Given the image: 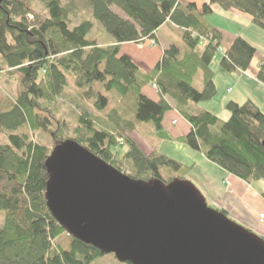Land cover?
Segmentation results:
<instances>
[{
	"label": "trees",
	"instance_id": "1",
	"mask_svg": "<svg viewBox=\"0 0 264 264\" xmlns=\"http://www.w3.org/2000/svg\"><path fill=\"white\" fill-rule=\"evenodd\" d=\"M86 1L92 17L110 36L105 41L88 36L93 27L89 19L72 23L73 13L61 0H3L0 4V71H17L21 87L11 108H0V134L7 132V141L0 143V211L4 214L0 264H90L104 254L69 235L46 204L45 160L64 140H75L136 180L185 179L189 166L155 149L145 151L124 132L127 126L136 128L138 121L152 125L148 139L165 137L163 119L172 108L169 99L189 124L177 140L247 183L264 181V112L258 104L251 99L229 100L224 104L225 119L205 109L192 112L189 107L216 94L211 63L218 50L222 52L220 69L249 77L247 71L255 62L254 78L264 84V56L256 47L240 35L227 45L222 31L206 19L218 8L223 14L237 13L264 34V0ZM165 27L177 30L186 48L171 43L148 69L120 52L126 42L156 44V31ZM69 82L81 91L83 100L91 99L94 110L108 114L103 119L101 113L96 116L82 108L75 135L65 134L60 119L54 122L49 106ZM146 84L158 92L157 99L142 92ZM103 90L135 94L130 121L117 109L106 111L109 100ZM28 130L50 133L52 145L35 141ZM124 143L127 149L121 151ZM163 167L173 171L167 180L162 177Z\"/></svg>",
	"mask_w": 264,
	"mask_h": 264
},
{
	"label": "water",
	"instance_id": "2",
	"mask_svg": "<svg viewBox=\"0 0 264 264\" xmlns=\"http://www.w3.org/2000/svg\"><path fill=\"white\" fill-rule=\"evenodd\" d=\"M44 165L52 216L119 261L264 264V239L208 206L189 180L133 179L73 139L55 145Z\"/></svg>",
	"mask_w": 264,
	"mask_h": 264
},
{
	"label": "rangeland",
	"instance_id": "3",
	"mask_svg": "<svg viewBox=\"0 0 264 264\" xmlns=\"http://www.w3.org/2000/svg\"><path fill=\"white\" fill-rule=\"evenodd\" d=\"M62 4L68 5L69 8L71 9L72 13L69 17L72 23H77L80 20L84 19H89L90 21L93 22V27L91 31L89 32L88 36L90 38L96 39L97 41H105L108 39L110 36L106 33L104 26L102 23H100L98 20H95L92 17V13L90 11L89 4L86 0H61ZM35 9L39 11L40 7L38 4L35 3ZM116 12H118L120 15L125 17L124 13L116 6L112 7ZM31 15H28L30 20H33V17ZM211 16V15H210ZM217 22H222L220 18H217L215 15H212L211 17ZM224 24V23H223ZM228 25V24H224ZM254 26V25H253ZM167 27L164 29H160L159 34L162 36H165V40H170L172 43L180 47L182 50L186 48L184 43L181 40L180 33L173 29L167 30ZM243 35L246 37L245 39L248 42H251V44L256 47V49L261 53V55L264 56V34L262 31L257 29L255 26H245L243 28ZM143 43V42H141ZM139 44V43H137ZM138 46V48L142 47ZM133 47L131 45H127L125 47L121 46L122 51L127 52L129 55L133 56V53H130V48ZM147 47L144 45V48ZM124 48V50H123ZM152 49V47H149ZM158 48V46H157ZM142 54H139L141 56ZM222 57V52L217 51L214 55V58L211 63V69L213 71V78L214 82L216 84V94L208 101L202 102V103H208L213 107L214 111L217 113L219 117L224 116V112H227L228 110L225 109V106H223V102L221 103L220 99L223 96V98L226 97V100L224 102H227L231 100L232 97L236 96L240 101H245L247 99H251L254 101L258 106L263 110L264 112V84L257 81L256 79H253L252 81L248 79L247 74L244 75L245 77H238L241 75V73L237 71L233 72H226L220 69L218 62L220 58ZM148 58L142 60V67L145 69H148V67L151 66L152 63H150V60H147ZM148 61V63L146 62ZM20 74L17 71H8V70H3L0 72V108L4 111L8 110L11 108L12 104L15 102L17 96L20 93ZM105 95L107 96L109 100L108 108L106 111H109L110 109L114 108L117 109L119 114L122 117H126L127 120H131L134 111H135V106H136V96L134 93H128L127 95H120L116 91H105L103 90ZM79 90H77L71 82L68 83L64 91L61 93V95L55 100V102H51L49 104L50 107L53 108L54 112V122L59 120L63 123V131L65 132L66 135H75L76 131L75 129L77 128V114L79 110L86 109L87 111L94 112V115L98 113L96 110H94L91 106V99H82L80 96ZM142 92L148 95L149 97L153 99H157L159 97L158 92L150 85L146 84L142 87ZM222 100V99H221ZM170 102H173L172 100L169 99ZM43 103V102H42ZM175 104V103H174ZM224 107V108H223ZM101 113V114H100ZM98 114L103 116V119L108 118V114L100 112ZM171 114V121L173 123H181L185 122V119L176 111L175 109L171 108L168 110L165 114V117L163 119V125L166 128V122H167V116L168 114ZM93 114V113H92ZM97 116V115H96ZM225 119V118H222ZM54 122L51 124L50 129L53 130L54 127ZM99 123L101 124L102 122L99 120ZM136 128L134 129H129L127 126L126 129H124L125 133H128L133 139H135L138 144L147 152L152 151L158 144V142L152 141V139H148L146 133L148 126L150 123H144V122H138L136 121L135 123ZM109 126H112V123L109 121ZM27 131V130H26ZM29 131V130H28ZM115 131H120L119 129H115ZM187 131V130H186ZM185 131V132H186ZM32 138L39 142L40 144L47 145L48 147L52 145V137L50 133L42 132V131H34L30 132ZM7 138V132H3L0 134V143L5 142ZM153 142L152 144L149 142ZM122 142V141H120ZM127 149V144L124 143L120 146V150L124 151ZM195 164V163H194ZM193 164L194 168L196 167ZM190 167L189 171L191 172L192 169ZM163 173L162 177L167 180V177L170 176L169 172L172 170H169V168L163 167ZM188 171V173H189ZM202 170L200 171L198 168L195 169L192 173V176L194 174L201 173ZM173 173V171H172ZM188 173L184 176L186 180L188 179ZM180 175V174H179ZM190 178V176H189ZM194 179H190L189 181L193 183L196 187L197 185L195 184ZM200 180V179H199ZM202 183V181H200ZM198 188V187H197ZM206 188L209 190L210 187ZM199 189V188H198ZM200 190V189H199ZM201 192V190H200ZM202 193V192H201ZM203 194V193H202ZM204 195V194H203ZM205 197V196H204ZM206 198V197H205ZM208 206L214 208V209H219L218 206H215L214 204L211 203L210 200H207ZM260 214V219L261 218ZM264 215V214H263ZM231 220L235 221L232 216H228ZM4 214L2 211H0V225L3 222ZM236 223L242 225L241 223L235 221ZM244 226V225H242ZM246 227V226H244ZM248 228V227H246ZM251 230L250 228H248ZM90 264H127L126 262L119 261L113 253H105L103 255L98 256L94 261H92Z\"/></svg>",
	"mask_w": 264,
	"mask_h": 264
},
{
	"label": "crops",
	"instance_id": "4",
	"mask_svg": "<svg viewBox=\"0 0 264 264\" xmlns=\"http://www.w3.org/2000/svg\"><path fill=\"white\" fill-rule=\"evenodd\" d=\"M223 13L220 12L218 8H216L211 16H206V19L209 23L222 31L225 38L224 43H228L227 45H229L231 40L237 35L246 38L243 35L242 31L245 26H250L248 25L247 20L244 17L239 16L237 13ZM212 15L220 18L224 24L228 25H224L221 22L215 21L211 18ZM159 31H156L155 34L157 39L156 44H152L148 40H145L143 41V43L139 44L126 42L120 45V52L122 54L130 56L135 62L140 65L142 63V60L148 58L147 60H150V63L154 62L150 66L152 67L161 57L162 50L172 43L171 39L165 40V36L160 35ZM127 45L133 46L130 48V53L134 52L133 56H131V54L129 55L127 52L122 51L121 46L125 47ZM141 45L143 46L138 48V46ZM144 45H146L147 47L144 48ZM149 47H152V49ZM139 54L142 55L139 56ZM148 61L146 62L148 63ZM256 66L257 63L254 62L247 71L249 75L248 79L251 81L255 79L254 73L257 68ZM221 99L220 101L221 103L223 102L222 105L224 106L226 97L223 98L222 96ZM231 101H235L238 103L242 102L236 96L232 97ZM169 103L172 108L177 111V109L174 107V102L172 104V102L169 101ZM189 107L190 111L192 112L200 109H205L207 111L216 113L213 107H211V105L208 103L200 102L198 104H190ZM223 112L224 116L222 118H226L228 116V113L224 110ZM165 125V130L167 133L165 137L161 139H155L158 144L154 149L191 168L195 163L194 165L196 167L194 168L193 166L192 171H189L188 179L190 180L192 178L195 180L191 181L195 182L206 199L210 200L211 203L215 206H218L220 210H224L228 216H232L235 221L250 228L253 232L264 238V220L260 219V214H264V181L257 180L252 181L251 183H247L244 180L227 173L214 163L210 162L201 152L195 151L177 140L178 137L184 135L189 130V124L186 121L179 124L177 122L173 123V121H171V114L169 113ZM149 142L151 144L153 143L151 141ZM197 168L200 171L202 170V172L199 173L200 176L198 174H194L192 176L193 171ZM200 181H202V183ZM206 186L210 187V189L208 190Z\"/></svg>",
	"mask_w": 264,
	"mask_h": 264
},
{
	"label": "built area",
	"instance_id": "5",
	"mask_svg": "<svg viewBox=\"0 0 264 264\" xmlns=\"http://www.w3.org/2000/svg\"><path fill=\"white\" fill-rule=\"evenodd\" d=\"M30 17H31V16H30ZM261 218L264 220V215H263V214L261 215Z\"/></svg>",
	"mask_w": 264,
	"mask_h": 264
},
{
	"label": "bare ground",
	"instance_id": "6",
	"mask_svg": "<svg viewBox=\"0 0 264 264\" xmlns=\"http://www.w3.org/2000/svg\"><path fill=\"white\" fill-rule=\"evenodd\" d=\"M125 173V172H124Z\"/></svg>",
	"mask_w": 264,
	"mask_h": 264
}]
</instances>
